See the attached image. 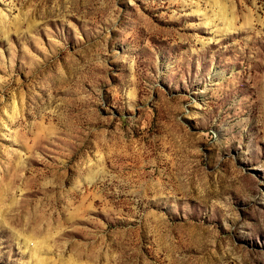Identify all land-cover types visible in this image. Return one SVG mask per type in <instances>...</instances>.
<instances>
[{
	"label": "rangeland",
	"instance_id": "rangeland-1",
	"mask_svg": "<svg viewBox=\"0 0 264 264\" xmlns=\"http://www.w3.org/2000/svg\"><path fill=\"white\" fill-rule=\"evenodd\" d=\"M0 264H264V0H0Z\"/></svg>",
	"mask_w": 264,
	"mask_h": 264
}]
</instances>
